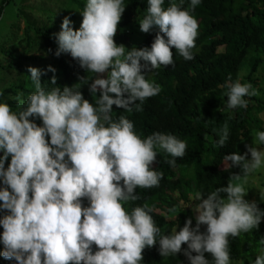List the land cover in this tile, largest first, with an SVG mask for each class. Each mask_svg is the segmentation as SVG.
<instances>
[{
    "label": "clouds",
    "instance_id": "1",
    "mask_svg": "<svg viewBox=\"0 0 264 264\" xmlns=\"http://www.w3.org/2000/svg\"><path fill=\"white\" fill-rule=\"evenodd\" d=\"M146 2L139 30L158 29L150 48L128 49L115 43L125 0H85L79 28L74 30L65 16L61 30L53 34L54 55L70 54L87 72L79 84H87L93 96L99 91L94 104L77 84L57 86L55 75L48 80L55 87L42 86L41 76L56 71L51 65L28 67L34 92L15 110L0 101L3 258L16 264H141L142 251L158 244L162 258L183 252L188 264H232L230 238L251 233L261 223L264 210L245 199V185L250 176L264 170V130L255 132L253 145H246L244 154L223 156L224 169L239 166L241 174H233L227 186L206 196L196 191L191 197L197 201L194 226L189 217L179 231L164 234L146 205L125 210L124 205L140 199L137 188L159 187L163 173L152 167L157 153H167L171 157L167 163L174 168L176 158L185 155L186 143L159 131L141 138L125 116L111 118L113 105L141 111L145 100L161 91L146 74L174 66L173 48L186 61L194 59V49L198 51L199 25L192 12L201 0H188L187 8L185 0H169L167 7L165 0ZM224 87L228 110L246 109L247 98L260 95L252 83H241L239 75L235 80L229 77ZM228 137L225 125L218 133V145L226 144ZM258 189L264 200V188ZM256 245L251 264H264V236Z\"/></svg>",
    "mask_w": 264,
    "mask_h": 264
},
{
    "label": "trees",
    "instance_id": "2",
    "mask_svg": "<svg viewBox=\"0 0 264 264\" xmlns=\"http://www.w3.org/2000/svg\"><path fill=\"white\" fill-rule=\"evenodd\" d=\"M11 3L15 5V15L4 39L9 40L10 37L15 45L0 48L3 59L0 60V101L8 102L15 110L17 103L34 92L28 67L46 69L51 65L56 71L41 76L42 86L63 88L77 84L83 97L94 104L99 91L93 96L87 84H79V77L87 76V72L70 54L54 55L57 44L53 34L61 30L65 16L73 22L74 30L79 28L85 0H3L0 3V19ZM125 3L114 35L115 43L128 49L150 48L158 29L148 33L139 30V19L147 10L146 0H125ZM168 3L169 0H165L163 6L167 7ZM187 6L188 0H185L183 7ZM192 15L199 25L196 38L198 51L194 49V59L184 60L175 54L173 48L174 66H162L146 74V79L160 85V93L146 99L141 111L133 108L128 112L113 105L110 114L113 120L123 115L132 121L134 131L141 138L159 131L171 133L186 143L185 155L176 158L174 168L167 163L171 158L167 153H157L152 167L163 173L159 187L137 188L140 199L124 205L126 211L146 205L152 210L153 219L164 234L176 228L179 231L189 217L193 218L192 224L195 225L193 208H180V201L187 204L196 191L206 196L215 188L227 186L230 177L241 174V169L236 166L225 170L223 156L231 152L244 154L238 150L239 143L256 131L264 130V119L260 116L264 112V0H201ZM53 75L56 85L48 82ZM102 75L106 77V73ZM238 75L241 83H252L260 95L247 98L246 109L228 110L225 107L227 89L224 85L229 77L235 80ZM35 122L37 125L42 123L39 118ZM225 125L229 137L226 144L219 146L218 133ZM0 155L3 153L0 152ZM249 156L250 153L246 158ZM9 163L10 156L5 160V168ZM82 203L87 206L88 201L82 198ZM257 206L264 210V200ZM158 209H163L165 213L158 212ZM173 210H178L176 216H171L170 211ZM3 214L0 212V215ZM205 228L206 225H202L200 230ZM261 236H264V217L251 233L230 238L232 263L248 261L247 264H251L250 259L256 258V242ZM2 247L0 244V249ZM158 247V244L146 247L142 251L141 264H188L183 252L176 257L162 258ZM185 247L182 244V248ZM205 256L211 259L210 254L205 253ZM0 264L16 262L0 256Z\"/></svg>",
    "mask_w": 264,
    "mask_h": 264
},
{
    "label": "rangeland",
    "instance_id": "3",
    "mask_svg": "<svg viewBox=\"0 0 264 264\" xmlns=\"http://www.w3.org/2000/svg\"><path fill=\"white\" fill-rule=\"evenodd\" d=\"M3 0H0V3ZM36 2V0H33ZM14 15H15V5L14 4H9L8 6H6L5 8V12L3 17L0 19V42L2 43L1 47H12L15 44L12 43L10 37L9 40L8 38L4 39L6 33L8 32L9 26H10V22L14 19ZM23 26V23H21ZM1 54V53H0ZM0 60L2 59V55H0ZM260 116L264 119V112L260 113ZM254 134H251L248 138L244 139L242 142L239 143L238 145V150L241 153H245L246 152V145H253V139H254ZM250 158V156H249ZM264 181V170H261L260 172H258L255 175H252L248 178V183L245 185V187L248 189V192L245 195V199L252 202L254 201L256 204L261 202L262 199L260 197V192L258 188H264V185L262 184ZM196 201H192V199L190 198L189 202L187 204H185L184 202L180 201V208L183 207H194V205L196 204ZM158 212H163L165 213V211L163 209H158ZM178 210H173L170 211L172 214L171 216H176L175 212H177ZM252 261H254L255 259H250ZM248 261H237V262H233L232 264H247Z\"/></svg>",
    "mask_w": 264,
    "mask_h": 264
}]
</instances>
